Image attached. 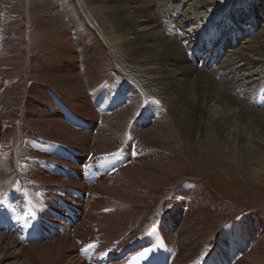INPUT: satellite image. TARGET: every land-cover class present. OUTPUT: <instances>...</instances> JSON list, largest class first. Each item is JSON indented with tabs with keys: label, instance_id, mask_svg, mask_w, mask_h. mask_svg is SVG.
<instances>
[{
	"label": "bare ground",
	"instance_id": "bare-ground-1",
	"mask_svg": "<svg viewBox=\"0 0 264 264\" xmlns=\"http://www.w3.org/2000/svg\"><path fill=\"white\" fill-rule=\"evenodd\" d=\"M7 1L6 14L0 11V205L15 209L18 222L30 211L45 229L56 224V198H66V188L86 197L67 199L79 209L75 224L35 243H25L20 224L0 210L4 256L12 252L19 264H122L121 255L143 245L156 224L166 229L169 264H264V213L244 205L217 225L215 211L198 207L209 191L182 178L186 162L178 151L214 143L223 154L239 148L255 160L251 148L264 138V109H257L264 68L259 80L246 70L264 67V33L214 66L199 58V68L189 53L208 30L222 38L226 28L216 29L211 13L206 25L186 34L198 18L190 14L177 33L167 34L179 17L177 3L187 0H164V17L155 9L160 0ZM230 1L194 0L189 8L215 11ZM228 10L219 18L231 32L237 22ZM247 26L237 30L253 34ZM47 40L52 45L44 48ZM121 148L124 166L85 183L77 172L84 157ZM177 208L184 209L183 221ZM233 220L237 233L214 239ZM90 244L85 258L82 248Z\"/></svg>",
	"mask_w": 264,
	"mask_h": 264
},
{
	"label": "rangeland",
	"instance_id": "rangeland-1",
	"mask_svg": "<svg viewBox=\"0 0 264 264\" xmlns=\"http://www.w3.org/2000/svg\"><path fill=\"white\" fill-rule=\"evenodd\" d=\"M193 1L194 0H187L184 2L177 3L178 6L176 11L177 14H179V17L173 19V22L166 27L167 34L173 35L176 31L180 30V19L182 17L185 18V16H188L190 14H194V16L195 14H197L198 18L195 17L196 19L192 21L190 26H188L189 24H187L188 27H185V29L182 31H185L186 34L191 29V27L199 28L201 25H206V23L208 22L207 15H210L211 13H213L212 16H218L217 19L211 20V22L215 25L214 27H216V25L220 23L221 28L216 27V29H227V24H224V21L219 17L222 16V14L224 16L225 9L231 10L232 8H234V6L237 7L239 5L241 7L244 1L246 2V7L244 6L245 8L243 7L241 9H235V14H237L238 17H245L250 23H247L245 26L248 25L250 27H253L254 31L252 30L253 34L251 32V34H248V36H242L238 38L234 48L238 49L244 47L246 45L245 41H251L252 39H254L255 34L264 33V0H259V2L258 0H252L251 4H249V0H233L229 3H223L222 5L224 7H222L220 10L219 8H217L215 9V11H213L214 9L212 10L210 7L207 8L208 10L205 7L202 9L197 8L196 10H193L192 8H189V4H191ZM209 1L215 2L216 0ZM238 2H241V4H239ZM165 3L166 1L160 0L159 5L155 6V9L157 10V15L159 14L158 16H165L163 13L166 11V7H168L165 6ZM8 5L9 4L7 0H0V11L4 15L6 14L5 12L8 11ZM235 14L233 13L232 15ZM254 18L256 19V22L255 20H253ZM1 22L2 21L0 20V28ZM239 24L241 23L233 24V28L235 29V27H238ZM227 30L229 31L230 29ZM69 35L73 36V33ZM261 37L262 39H264V35H262ZM48 41L49 40L42 42L44 43V48L50 47L52 45L51 42ZM42 43L39 45L41 46ZM74 47L75 49L78 48L76 45H74ZM228 48V46L224 48V52L221 56L220 61H224L225 59H227L226 55L229 53L227 51L232 50V48ZM84 52L85 48L81 50L80 54H83ZM76 62H79V60H77ZM263 68L264 67H260L259 65L256 67L252 66L251 68H249L250 70H245L247 71V73H251L253 79L259 80ZM241 73H243V71ZM107 76L113 79L115 78V73L109 72ZM81 80L83 81V83L85 82L86 84L92 82L86 77H82ZM260 83H264V79ZM90 85L91 84H89V86ZM89 86L86 87V92H88L87 90H89ZM262 91L263 87L259 94ZM257 109L262 110L264 109V107L259 104ZM99 124L100 121H97V125ZM95 133L96 131L94 130L93 134ZM262 140H260L262 142V144H260L259 146L260 148H251V152L253 153L252 155L255 160H252L250 157H247L246 151L241 150L239 148L236 149L235 155L223 154L220 147L214 143H210L209 145L200 150H197L195 148V144L189 150L180 147L178 148V151L184 154V160L186 162V165L183 166L180 172L182 174V178L185 180L190 179L199 182L207 189V192L209 191V197H207V195L201 194L200 192L201 197H205V201H203L204 204L199 201L198 207H203L201 208L202 210L204 209L209 212L215 211L214 214L218 217L217 225L223 224L228 218H232V214L243 211V209L245 208L244 205H246L247 207L257 208L264 213V138ZM228 151H231V149H229ZM169 156L172 157V154H169L168 157ZM173 158L176 159L175 157ZM83 195H85V193H83ZM171 198L172 196L167 198V201H169ZM165 208L168 210L167 206H165ZM177 210L181 215V221H183L184 209L180 210V208H177ZM237 227H240L237 220L228 222L217 231L216 237L214 239L222 241L227 236H231V233L235 235L237 233ZM229 231L230 233L225 234V232ZM206 251L207 250L205 249V252ZM0 253L3 254H0V264H19L21 261L20 259L13 257L12 252H8L5 256L4 252H2L1 250ZM210 260L212 261L214 260V258L211 257Z\"/></svg>",
	"mask_w": 264,
	"mask_h": 264
}]
</instances>
